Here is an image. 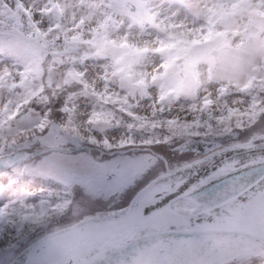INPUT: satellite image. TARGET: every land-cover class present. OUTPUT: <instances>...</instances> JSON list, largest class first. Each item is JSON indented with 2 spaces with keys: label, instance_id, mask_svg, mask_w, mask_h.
Masks as SVG:
<instances>
[{
  "label": "clouds",
  "instance_id": "obj_1",
  "mask_svg": "<svg viewBox=\"0 0 264 264\" xmlns=\"http://www.w3.org/2000/svg\"><path fill=\"white\" fill-rule=\"evenodd\" d=\"M248 7L256 0H139L129 16L109 0H41L36 28L0 42V190L58 174L48 165L71 157L144 156L264 132V116L247 118L254 100L264 111V20ZM37 195L7 204L5 226L39 238L66 227L63 217L76 222L77 207L88 214L63 187ZM96 255L97 264H132L138 253Z\"/></svg>",
  "mask_w": 264,
  "mask_h": 264
},
{
  "label": "snow or ice",
  "instance_id": "obj_2",
  "mask_svg": "<svg viewBox=\"0 0 264 264\" xmlns=\"http://www.w3.org/2000/svg\"><path fill=\"white\" fill-rule=\"evenodd\" d=\"M214 46L221 50L224 47L219 42H214ZM211 51L206 49L205 55ZM203 163L196 161L187 165L183 172H156L132 204L119 212L89 216L81 215L77 207L73 215L80 218L76 222L31 243L26 264H97V253L104 255L117 251L121 254L138 253L132 264H252L254 259L264 260V244L258 253L248 255L246 260L236 254L218 260L217 244L210 242L213 238L230 244L238 238L251 239V233L242 231L245 226L251 227L257 238L264 241V168L253 172L251 165L241 161L243 167L235 172H226V166L219 165L207 177L179 191L193 169ZM260 163L264 164V157ZM48 166L58 169V174L51 177L63 186L67 194L72 196L73 188L80 186L86 196L92 198L116 195L149 168L155 169L144 156H123L103 163L80 156L69 158L62 165ZM248 185L256 191L249 189ZM171 193H176L175 199L163 207L157 206ZM72 206L73 200L68 199L55 208L58 214L63 215ZM6 208L7 205L0 208V220L7 215ZM33 222L43 223L42 220ZM238 232L239 237L236 235ZM180 233H191L193 239L172 238ZM30 240L17 231L16 243L5 244L0 251L14 253ZM37 248L46 259L34 258ZM9 264L15 262L9 261Z\"/></svg>",
  "mask_w": 264,
  "mask_h": 264
},
{
  "label": "rangeland",
  "instance_id": "obj_3",
  "mask_svg": "<svg viewBox=\"0 0 264 264\" xmlns=\"http://www.w3.org/2000/svg\"><path fill=\"white\" fill-rule=\"evenodd\" d=\"M130 2L133 3H138L139 0H113L112 2H109V7L113 9L115 13H120L124 15H133V11L135 10H129L128 9V4ZM244 3L251 5L253 0H243ZM41 0H0V42H3L5 37L9 39V41H12L13 43L22 41L24 39V30L25 28L28 29H35V21L33 20V10L37 9L40 6ZM5 8H8L12 13H19L18 15L20 16L21 21H19L18 25L10 23V20H5L2 16L3 13L5 12ZM264 0H256V7H248L245 9L250 15L257 16L261 20H264ZM137 18H139L140 13L137 11L136 12ZM206 41L211 42L212 41V36L209 35L208 37L205 38ZM253 103L256 105V101L254 100ZM258 108V107H257ZM261 116H264V111L260 110ZM256 113L253 111L248 114V121L250 124L253 123L257 125L255 122L256 118ZM260 116V118H261ZM260 118L258 119V122L260 123ZM253 124V125H254ZM247 133V132H245ZM190 141V140H189ZM209 141V140H207ZM163 147V146H162ZM158 147L156 149V153H150L148 155H144L146 162L151 165L155 158L158 156H162L165 159H171V160H176L181 163L184 160H187L186 158H190L191 156H194V152L190 153H178L177 151H174V147L172 146V150H170L168 153H165L161 155L163 152V148ZM71 155L76 156L78 153L74 150ZM95 156V158H94ZM136 156H142L140 153H136ZM80 157V156H77ZM88 158H91V160L96 161L97 163H103L106 161H111L113 159H118L120 157L114 158L111 154H104L102 155L101 158L98 159V155L93 156H85ZM196 157V156H195ZM75 158V157H71ZM175 165L171 166L174 167ZM144 174L137 178L136 180H139L138 182L141 181V183L144 181ZM63 186L56 180L53 179L51 176L48 177H26V179L21 183V184H16V186L11 190V191H0V208H3L5 205L9 204L10 202H15L16 200H21L23 202L27 203H34L37 202L38 200V195L37 193L40 190L44 189H52V188H62ZM111 201L110 202H105V203H98V209L96 212H99L101 210H104L105 208H113V206L118 203L115 202L113 197H110ZM119 200V199H117ZM78 204H85L87 207V213L88 215H91L94 211L96 210L93 208V206H97L96 204H93V200L88 199L87 197H81L76 201ZM76 211V209H74ZM95 212V213H96ZM94 213V214H95ZM73 214V213H72ZM8 224H11V220L7 221ZM70 224V223H68ZM5 222L3 220H0V229H2V232H0V239H2V244H11L13 243L14 239H16L17 232H13L11 228L4 227ZM16 243V242H15ZM18 250H16L14 253H9V252H4L3 255H0V262H3V264H9V261L14 260V255L17 253ZM1 254V252H0ZM14 256V257H13ZM264 264V260L262 263Z\"/></svg>",
  "mask_w": 264,
  "mask_h": 264
},
{
  "label": "water",
  "instance_id": "obj_4",
  "mask_svg": "<svg viewBox=\"0 0 264 264\" xmlns=\"http://www.w3.org/2000/svg\"><path fill=\"white\" fill-rule=\"evenodd\" d=\"M211 145H212L211 142H205L203 140L197 143H191V141H188L186 143L178 145L177 147H175V149L180 151L198 149L199 151L202 152L206 149V147H209ZM262 157H264V136L253 137L250 140L249 144L224 148L214 153H211L205 158L198 160V161H203L204 163L200 164L199 166H197V168L193 169V173L189 176L187 183L183 184L179 189V191L182 192L185 189H187L189 185L196 183L201 178L207 177L210 173L214 172L216 170V167L219 165L226 166L225 167L226 172H235L237 168L243 167V165L240 163L241 161L247 162L249 165H251V169L264 166V164L260 163ZM211 158L213 159L209 161ZM195 162L189 163L187 165H193L195 164ZM187 165L182 166L179 169L174 170L173 172L176 171L183 172ZM167 170L169 169L167 168ZM253 184H255V180L253 181ZM248 188L251 189L252 191H256V189L253 188L252 185H248ZM136 196L134 197V199L136 198ZM175 198H176V193H171L169 195H166L164 199L160 201L157 206L163 207L165 203ZM242 231L244 233H251L252 236L257 237V234L252 230L251 227L245 226L242 228ZM24 253H25V257L23 264H26V261L30 255V246L26 249ZM111 254L113 253L110 252L109 255ZM34 258L43 260L46 259L47 257L39 248H37L34 253Z\"/></svg>",
  "mask_w": 264,
  "mask_h": 264
},
{
  "label": "trees",
  "instance_id": "obj_5",
  "mask_svg": "<svg viewBox=\"0 0 264 264\" xmlns=\"http://www.w3.org/2000/svg\"><path fill=\"white\" fill-rule=\"evenodd\" d=\"M5 12H4V18L5 19H8V20H10V21H12L13 23H15V24H18L19 23V21H20V18L19 17H17V15H15V14H11L10 12H9V10L8 9H5L4 10ZM163 148V152L161 153V155H163V154H165V153H168L170 150H172V148L171 147H162ZM187 153H189V152H187ZM191 157H193V156H191ZM190 157V158H191ZM189 158V157H188ZM187 159V158H186ZM191 159H194V157L193 158H191ZM168 160V162H169V164L170 165H173V164H175V163H178L179 161H176V160H171V159H167ZM187 160H190V159H187ZM184 161H186V160H184ZM184 161H183V163H184ZM151 165H154V167H155V169H154V172L158 169V168H161L162 166H163V164H162V161L159 159V158H155V160L153 161V163L151 164ZM152 173L150 172L149 173V175H151ZM154 174V173H153ZM153 174H152V176H153ZM23 179V178H22ZM22 179H20L19 181H22ZM138 182V181H137ZM137 182H135L134 184H130V185H128L122 192H120V193H118V194H116V195H113V196H109V197H103V196H98V197H95V198H92V197H90V196H86V194H85V192H84V189L82 188V187H80V186H76L75 188H73V190H72V197H73V199L75 200V201H77L79 198H81V197H87L88 199H91V200H93V204H96L97 206H93V208H95L96 210H94V211H91V212H96L98 209H102V208H98V203H105V202H110L111 201V199H110V197H113V199L115 200V202H118V203H116L114 206H113V208H115V207H121V206H123V205H125L126 204V202H127V200L129 199V197L132 195V193L135 191V187H133L135 184H137ZM117 199H119V200H117ZM105 209H107V208H105ZM73 212H74V209H73ZM72 212V213H73ZM60 223L61 224H63V225H67L68 223H69V221H68V218L67 217H63V218H61V220H60ZM34 239H36L35 237L34 238H32L29 242H28V244L31 242V241H33ZM26 244H24V245H22L20 248H22V247H24ZM2 250V249H1Z\"/></svg>",
  "mask_w": 264,
  "mask_h": 264
},
{
  "label": "bare ground",
  "instance_id": "obj_6",
  "mask_svg": "<svg viewBox=\"0 0 264 264\" xmlns=\"http://www.w3.org/2000/svg\"><path fill=\"white\" fill-rule=\"evenodd\" d=\"M260 168H264V167H258V168H253L251 169L253 172H255L256 169H260ZM211 187V185L209 186ZM236 235L239 237L240 234ZM173 239H183V240H191L193 239V236L191 233L189 234H185V233H180L177 234L176 236L172 237ZM197 239H199V237H197ZM210 242H215L217 244V248H218V252H217V258L220 259L222 257L231 255L233 253H241V252H245V253H258L261 250V245L264 244V241H261L257 238L252 237L251 239L249 238H238L234 243H229L227 241L224 240H215L213 238L212 241ZM117 255H127V253H119L117 252L116 254L112 255V256H108L107 259H110L111 257H115ZM147 259V258H145ZM24 261V257L23 255H19L15 260V264H23Z\"/></svg>",
  "mask_w": 264,
  "mask_h": 264
}]
</instances>
